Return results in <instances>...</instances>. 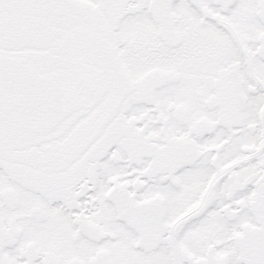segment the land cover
<instances>
[{"label": "snow or ice", "instance_id": "1", "mask_svg": "<svg viewBox=\"0 0 264 264\" xmlns=\"http://www.w3.org/2000/svg\"><path fill=\"white\" fill-rule=\"evenodd\" d=\"M0 264H264V0H0Z\"/></svg>", "mask_w": 264, "mask_h": 264}]
</instances>
